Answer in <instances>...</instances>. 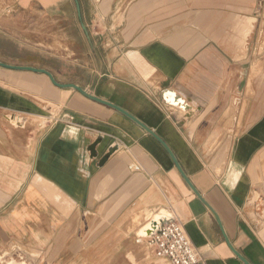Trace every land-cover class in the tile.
Wrapping results in <instances>:
<instances>
[{
	"label": "crops",
	"instance_id": "crops-1",
	"mask_svg": "<svg viewBox=\"0 0 264 264\" xmlns=\"http://www.w3.org/2000/svg\"><path fill=\"white\" fill-rule=\"evenodd\" d=\"M9 1L15 11H0V32L21 48L43 51L29 43L28 0ZM100 1L91 12L103 17L106 30L89 38L81 25L91 57L69 60L75 42L61 25L53 35L60 46L52 56L86 75L68 78L65 70L1 54L0 60L46 68L137 116L175 152L236 249L264 264V95L244 108L240 37L175 28L179 21L168 15L146 20L145 3ZM41 9L57 21L71 11ZM120 11L123 21L114 15L105 23ZM86 14L82 7L83 22ZM242 28L248 36L251 26ZM38 37V46L51 38ZM4 111L28 121L21 116L17 125L11 118L18 115L9 114L14 127L2 119ZM40 114L45 120L37 125L30 117ZM171 217L185 224L201 264H245L152 134L46 74L0 65V264H169L137 237L153 219Z\"/></svg>",
	"mask_w": 264,
	"mask_h": 264
},
{
	"label": "rangeland",
	"instance_id": "rangeland-1",
	"mask_svg": "<svg viewBox=\"0 0 264 264\" xmlns=\"http://www.w3.org/2000/svg\"><path fill=\"white\" fill-rule=\"evenodd\" d=\"M131 1L138 3L137 6L139 8L143 3L146 4V20L149 17L168 15L169 18L179 21V24L174 26L175 28L188 26L192 32H197L200 29L211 35L215 33H219L220 35L222 32L224 38L237 34L240 37L239 44L241 45V50L237 56L241 60L239 76L242 80V92L247 98L244 108H247L248 105L252 108L257 99L264 95V0H125V4ZM79 2L80 7H84L87 11L84 24H90V35L92 36L93 33L98 34L106 30L104 29L103 17H96V14L91 12L94 5L101 3V1L79 0ZM11 3L9 0H0L1 13H8L5 8L6 5ZM156 3L159 6L158 10L154 6ZM24 5L30 10L27 18L31 31L29 43L31 46L36 45L37 47H41L43 51L39 48L34 49L33 47V49L21 48L0 32V54L3 58L13 62H17V59L19 61L26 60L35 64L59 68L61 71L65 70L66 77L68 78L73 74L86 75L87 73L84 72L83 68L75 69L71 65L62 63L55 55L52 56V53L54 54L56 50H59L60 45L55 44L53 35H56L59 29H62L61 27H56L57 25H61L63 28L65 27L68 39L75 42V52L72 53V49L69 48L66 51V54H68L67 58L71 60V58H78L79 56H82L81 58L83 59H86L87 56L91 57V46L85 42L86 35L82 30L81 21L75 8L76 0H28ZM43 5L46 7L69 6L71 8L70 15L57 21L54 16L49 17L41 11H37V9L42 10L41 7ZM134 13L138 14L136 11ZM114 15H116L114 18L123 21L124 13L120 11L119 13H109L108 17L104 19L105 23L111 21ZM244 24L251 26L248 36L243 35L242 27ZM41 33H46L51 38H42L39 41L41 44L38 46L35 42L38 41V35ZM114 35H118V33H114ZM97 53L100 55L104 53L103 45L100 49H97ZM239 86H237L236 92ZM4 113L2 119L14 127L16 126L15 124L19 125L24 121L22 117L28 121V115L26 114L12 113L11 111H4ZM9 114L20 115L19 117L11 118L15 124L7 118ZM30 118L37 125L39 121L45 120L42 115L37 117L31 116ZM221 172L220 168L219 173L221 174Z\"/></svg>",
	"mask_w": 264,
	"mask_h": 264
},
{
	"label": "built area",
	"instance_id": "built-area-1",
	"mask_svg": "<svg viewBox=\"0 0 264 264\" xmlns=\"http://www.w3.org/2000/svg\"><path fill=\"white\" fill-rule=\"evenodd\" d=\"M5 9L8 14L15 11L11 4ZM137 242L144 243L157 258L169 264H201L203 261L185 224L177 217L160 221L154 231L138 236Z\"/></svg>",
	"mask_w": 264,
	"mask_h": 264
},
{
	"label": "water",
	"instance_id": "water-1",
	"mask_svg": "<svg viewBox=\"0 0 264 264\" xmlns=\"http://www.w3.org/2000/svg\"><path fill=\"white\" fill-rule=\"evenodd\" d=\"M76 7L78 8L79 11V17L81 19V25L83 26L84 30L86 31L87 36L90 38V33L88 31L87 26L84 24V22L82 21V8L80 7V2L79 0H76ZM0 65L12 70H27V71H32V72H38V73H43L46 74L51 82H53V84L62 87V88H71V89H76L79 92H81L84 96H86L89 99H93L96 100L106 106L112 107L116 110H118L119 112H121L123 115L125 116H129L131 119H133L136 123H138L142 128H144L146 131H148L150 134H152L157 140L158 142L164 147V149H166L167 152H169L174 164L176 165L177 169H179L182 177L185 179V181L188 183V185L193 189V191L195 192V194L199 197V199L204 202L205 205L208 206V208L212 211V213L214 214L217 223H219L220 228L223 232V235L225 237V240L228 242V245L230 246V248L232 249V251L234 252V254L236 255V257L238 259H241L245 264H252V262L247 259L242 253H240V251H238L236 249V247L234 246L233 242L230 240L224 223H222L221 218L218 214V212L216 211V209L205 199V197L201 194V192L199 191V189L194 185V183L192 182L191 178L189 177L188 173L186 172L185 169H183L177 155L175 154L174 151H172L171 147L168 145V143L166 142V140H164L160 135H158L157 133H155L148 125L146 126L137 116H134L131 112L126 111L124 108H122L121 106H119L118 104L112 102V101H108L105 99L100 98L99 96L93 94L92 92L90 93L89 91H87L85 88H83L82 86H80L77 83H63L60 82L56 79V77L53 75V73L51 71H49L46 68L43 67H34V66H30V65H22V64H17V65H13V64H9L6 63L4 61L0 60ZM160 223L159 219H153L150 222V226H149V230L146 233H151L152 231H154L156 229V227L158 226V224Z\"/></svg>",
	"mask_w": 264,
	"mask_h": 264
},
{
	"label": "bare ground",
	"instance_id": "bare-ground-1",
	"mask_svg": "<svg viewBox=\"0 0 264 264\" xmlns=\"http://www.w3.org/2000/svg\"><path fill=\"white\" fill-rule=\"evenodd\" d=\"M168 94L172 95L171 98L174 97V99L177 100L176 97H175V95L172 94V92H169ZM171 100H172V99H171ZM9 264H16V262H12V263H9ZM17 264H18V263H17Z\"/></svg>",
	"mask_w": 264,
	"mask_h": 264
}]
</instances>
